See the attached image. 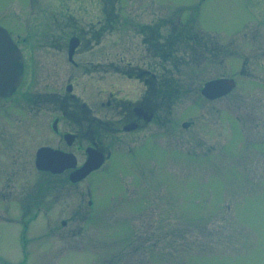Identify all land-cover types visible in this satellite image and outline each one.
I'll return each mask as SVG.
<instances>
[{
  "label": "rangeland",
  "instance_id": "1",
  "mask_svg": "<svg viewBox=\"0 0 264 264\" xmlns=\"http://www.w3.org/2000/svg\"><path fill=\"white\" fill-rule=\"evenodd\" d=\"M27 2L0 0V25L26 39V63L57 56L68 67V40L80 35L75 61L85 64L71 70L76 90L92 77L97 92L114 83L109 90L134 98L138 85L113 80L119 75L109 64L142 63L146 23H158L163 36L192 29L207 43L192 55L181 45L171 77L178 93L161 102V121L127 137L99 130L111 151L100 170L75 185L34 167L17 177L13 198L0 205L8 221L0 222V264H264V151L255 144L264 128L253 125L264 114H256L247 74L226 97L200 93L211 79H236L245 61V71L264 80V0H29V15ZM33 81L25 72L22 87L33 96L54 87L38 75ZM26 111L19 106L17 120ZM40 116L46 124L53 114ZM21 140L26 147L29 139ZM57 143L34 136L29 154Z\"/></svg>",
  "mask_w": 264,
  "mask_h": 264
},
{
  "label": "flooded vegetation",
  "instance_id": "2",
  "mask_svg": "<svg viewBox=\"0 0 264 264\" xmlns=\"http://www.w3.org/2000/svg\"><path fill=\"white\" fill-rule=\"evenodd\" d=\"M27 3L29 15V0ZM174 30V28L170 29L167 35L163 36L158 23L155 21L142 25L139 33L142 47V55L140 51L139 58L142 63L133 65V63L128 62L124 69L116 67L113 63L109 64L111 73L119 75L118 78H112L113 80L129 84L128 86L138 85L140 89H137L138 93L134 98L127 93H125V96L122 95L123 91L120 89L109 90L111 86H114V83H110L109 88L105 91L97 92L92 88V81H94L92 77H88L91 85L85 80L82 84H78V90L75 89V84L72 81L74 76L71 70L74 72V69H79V64H85L84 62L75 61V59L77 60L75 53L79 46L82 45L80 35H74L68 40L66 48L68 67L65 64L64 57L57 56L47 57L40 62H34L29 57V62L26 63L25 55L19 46L26 39L22 38L20 42L18 36L14 39L11 35L15 44L14 48L19 49L21 53L19 67L21 83L17 88L5 90L3 96H0V117L4 119L5 116L8 117V119L6 117L3 121L0 118V205H7V201L13 198V193L17 189V177L26 175L29 167H34L36 172L44 175H66L68 183L75 185L77 183L70 181V175L85 164L88 160L89 150H96L104 155L105 161L99 169L90 172L81 181L100 170L103 165L111 160V151L108 148L104 149L101 147L100 144L102 142L99 130L105 132L109 129V135L113 138H119V136L127 137L131 134L142 133L157 121L162 120L161 102L173 100L175 98L173 96L178 93L176 82H173L174 79H171V77L174 76L173 71L176 68L175 57L180 52L181 45L185 43L186 51L188 49L192 55V51L199 52L200 47L205 46L206 41L202 33L195 34L192 29L181 30L179 35L175 34ZM187 43L190 44V47H187ZM53 47L51 42L48 48ZM216 48L215 46L212 50ZM220 52L222 51L218 50V54ZM31 54L32 51L29 50V56ZM246 63L247 61L238 70L236 79L233 78L235 81L234 91L240 86L237 76L242 78L244 74H247L249 77L248 88L255 92L253 94L257 96L254 99L256 114H264V101L261 104V97L264 96V80L262 77L246 72L244 67ZM262 64L258 69L264 70ZM82 71L84 72V69ZM25 72L29 74V86L34 83L33 79L38 75L40 78L42 77V80H50L54 87L49 91L33 96V94H30L32 88L30 89L29 87L25 90L22 87ZM90 74L93 73L89 70L84 72V75ZM66 75L67 84L62 87L59 80ZM22 95L26 99H23ZM223 97L226 96L218 99ZM19 106L26 107V119L17 120L16 111ZM44 112L53 114L50 122L46 124L43 122V116H40ZM29 115L40 116L41 120L32 121L33 119H29ZM237 119V123L242 121L240 117ZM253 125L257 128H264V121L260 122L257 120L256 123L253 121ZM236 127L238 136L242 135V132L246 136L242 126V128H239L236 124ZM44 129L46 133H44ZM48 135L53 140H57L58 143L43 144L36 149L35 153L29 154V144L32 142L33 137L39 136L42 138ZM24 137L29 139L25 142L26 147H23L24 142L21 140H24ZM255 144L261 145V150L264 151V138L256 141ZM42 148L56 151L58 155L68 157L71 155L75 165L59 173H53L50 169H39L36 158L37 153ZM66 160L63 159L61 161V157H53L42 160V164L47 167H59ZM88 204L91 206L92 201L89 200ZM27 212L29 213V209ZM6 214L10 217L9 212ZM2 217L5 219L3 220ZM0 222H8L1 207ZM28 229L29 219L28 227L26 230L22 229L20 233L21 236H25L26 240L29 238L27 236L29 234Z\"/></svg>",
  "mask_w": 264,
  "mask_h": 264
},
{
  "label": "water",
  "instance_id": "3",
  "mask_svg": "<svg viewBox=\"0 0 264 264\" xmlns=\"http://www.w3.org/2000/svg\"><path fill=\"white\" fill-rule=\"evenodd\" d=\"M20 62L21 59L19 52L14 48L13 43L5 30L0 28V96H3L5 90H12L19 84ZM230 90L231 87L228 80H212L204 84L201 89V94L208 99H214L226 94ZM88 152L87 162L70 175V180L72 182H77L83 179L91 171L96 170L101 166L104 160L103 155L96 150H89ZM53 157H61V161L63 159L67 160L59 167H47L42 164V160ZM36 159L37 167L39 169H50L53 173L62 172L75 165L74 159L71 155L70 157L58 155L56 151L48 148H42L37 153Z\"/></svg>",
  "mask_w": 264,
  "mask_h": 264
}]
</instances>
